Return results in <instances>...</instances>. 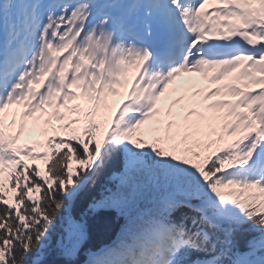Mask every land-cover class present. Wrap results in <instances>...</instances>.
<instances>
[{"label":"snow or ice","instance_id":"6c2138e0","mask_svg":"<svg viewBox=\"0 0 264 264\" xmlns=\"http://www.w3.org/2000/svg\"><path fill=\"white\" fill-rule=\"evenodd\" d=\"M0 264H264V0H0Z\"/></svg>","mask_w":264,"mask_h":264},{"label":"trees","instance_id":"16d2710c","mask_svg":"<svg viewBox=\"0 0 264 264\" xmlns=\"http://www.w3.org/2000/svg\"><path fill=\"white\" fill-rule=\"evenodd\" d=\"M106 186L111 187V185L108 183V174L99 177L95 186L90 185L88 188L82 191L72 206L73 216L76 219H82L88 227L89 241L87 247L89 248H96L103 244H108L109 241L113 240L116 232L119 229V224L114 213L108 214L99 212L92 214L88 212V205L93 201L94 198H100V195ZM57 232H59V229H57ZM57 239H59V236L57 233H53V243ZM80 259L83 260V255L80 257Z\"/></svg>","mask_w":264,"mask_h":264},{"label":"rangeland","instance_id":"374dc122","mask_svg":"<svg viewBox=\"0 0 264 264\" xmlns=\"http://www.w3.org/2000/svg\"><path fill=\"white\" fill-rule=\"evenodd\" d=\"M36 139H43V137H40V136H37L36 137ZM34 165L35 164H39L40 165V167L42 166V164H44V162H43V160H37V161H34V162H32Z\"/></svg>","mask_w":264,"mask_h":264}]
</instances>
